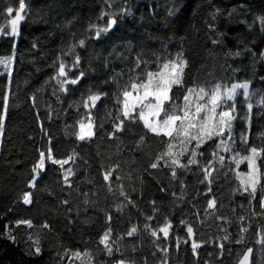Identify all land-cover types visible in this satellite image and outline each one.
<instances>
[{
    "label": "trees",
    "instance_id": "obj_1",
    "mask_svg": "<svg viewBox=\"0 0 264 264\" xmlns=\"http://www.w3.org/2000/svg\"><path fill=\"white\" fill-rule=\"evenodd\" d=\"M26 2L28 15L21 22L16 43L13 37L0 35V58H14L10 89L5 77L0 76V95H9L0 136V264H116L121 259L125 264H236L249 248L253 249L251 264H264V244L258 242L264 239L260 193L258 190L256 199L249 203L251 198L247 193L240 194L236 177V171L247 170L246 164L237 170L230 163L231 154L225 153L226 166L219 174L213 171L210 181L193 166L191 172L180 176L181 184L167 167H150L166 148L161 138L148 133L139 121L130 128L126 121L120 132L114 131L113 124L120 114L116 103L120 89L113 77L119 74V83L124 85L138 75L144 68H135L138 54L155 61L156 56L163 60L182 53L188 61L186 86L249 83L254 104L249 143L259 146L258 137L264 134V107H257L255 102L264 95V60L260 56L264 52V31L259 24V18L264 17V0ZM9 6L18 9V0H0V27L6 31ZM122 7L130 8L131 15H117V24L96 39L95 27L90 26H106V13L118 14ZM173 8L177 11L170 16ZM209 25H214L215 31ZM221 34L223 45L213 44ZM81 39H85V46L76 47L75 53L81 58L80 70L85 76L79 84L68 85L66 93L60 92L54 79L56 65L60 59L71 65L73 57L65 50ZM237 50L243 54L228 55ZM147 67L157 69L154 62ZM89 91L107 95L91 109L93 137L79 141L78 125L81 120L87 121L88 110L77 106ZM237 113L235 151L244 153L239 136L248 128L244 120L248 109L242 95L237 97ZM213 144L209 141L201 149L205 153L200 157L202 162L210 160ZM49 147L55 158L74 156V161L61 169L46 160L45 169L34 174L39 151ZM68 168L75 172L70 177L71 187L63 179ZM108 170H114L112 179L104 181ZM36 176L39 180L30 188ZM121 189L127 200L120 195ZM26 193H33L29 205L23 203ZM212 199L216 206L208 209ZM109 214L112 256L100 243L109 227ZM55 217L76 221L79 258H74L59 235L44 224H33L31 229L15 226L18 220ZM165 222L172 225L168 238L152 236L151 232ZM185 223L193 227L192 238L187 236ZM132 227L137 233L129 237L127 232ZM242 228L248 230L242 232ZM241 237L243 241L237 243ZM36 241L41 247L39 256L34 251ZM192 243L200 245L195 254Z\"/></svg>",
    "mask_w": 264,
    "mask_h": 264
},
{
    "label": "snow or ice",
    "instance_id": "obj_2",
    "mask_svg": "<svg viewBox=\"0 0 264 264\" xmlns=\"http://www.w3.org/2000/svg\"><path fill=\"white\" fill-rule=\"evenodd\" d=\"M30 2V0H29ZM29 3L26 0H18V9H14L12 6L7 7L6 12L10 19L8 24L10 31H6L0 27V35H7L13 38L19 36V29L21 22L25 21L28 15ZM177 11L173 8L169 15H174ZM109 19L106 21V26L95 27V38H101L102 34H107L114 25L117 24V15H131L130 8H123L117 13H106ZM215 18V14H213ZM259 24L261 30L264 31V17L259 18ZM209 27L215 31L214 25ZM213 44L223 45V34L220 38L213 39ZM242 43V41H241ZM15 46V45H14ZM85 39L79 40L78 45L74 44L70 48L65 50V54L72 56L71 65L67 64L63 59L58 61L56 65V75L54 77L56 85L60 92L66 93L68 91V85L75 86L80 83L84 78L85 72L80 70L81 58L75 53L76 47H84ZM247 51H251L246 46ZM243 53L239 50L235 52H229L228 55L239 57ZM155 55V54H154ZM255 55V53H253ZM261 59L264 60V52L260 54ZM13 56L0 58V66L3 71H0V76H4L7 84L6 87L10 89L12 83V77L14 74L13 69ZM154 62L157 65L155 71L148 70V64ZM141 65L144 68L141 72L129 78V81L121 85L119 83V74L113 77V81L116 82L117 87L120 89L119 95L116 97V103L119 105V116L114 118V131L120 132L125 127V122H130L128 127L130 128L132 123L137 121L142 122L143 128L151 133L155 137L161 138L160 143L165 144L166 148L159 153V156L155 158V162L150 164L152 169L167 167L170 170V175L174 180H178L179 183H183L180 176L184 173L191 172L193 166L199 168L204 180L210 181L212 179L213 171L219 174L220 169L226 166L225 153L231 154V161L235 168L238 170L241 164H246V171H236V177L239 179L242 192L240 194L247 193L252 200L256 199L257 192L260 193L259 207L264 209V134H261L258 139L260 140L259 146L249 143L250 127H251V111L253 109V93L249 91V83H232L231 85L214 84L208 88L204 85L193 84L192 86H186L185 81V69L188 66V61L185 59L182 53H177L173 57H165L163 60L159 56H156L155 61H149L145 59L143 54H138L136 57L135 68L140 69ZM73 70H76V74L72 75ZM179 89L174 92L173 89ZM57 95L56 91L53 92ZM107 93H93L89 91L87 98L82 99L77 107H83L88 110L87 123L85 120L79 122V132L76 135V139L79 141L91 140L94 135V124L91 120V109L95 108L97 102L102 99V96H106ZM243 96L244 101L248 109V113L245 114L244 120L247 122L248 128L245 132L239 136V141L244 145L246 152L241 153L235 151V145L237 137L234 134V121L237 119V97ZM35 99L34 97L32 98ZM57 99H60L57 96ZM9 95H0V136L4 133L5 120L7 117ZM257 107H264V95H261L258 101L255 102ZM35 107V105H33ZM70 107H72L70 105ZM51 119V117H49ZM118 121V122H117ZM41 130L47 134V130L41 125ZM166 138V139H165ZM209 141H213L211 158L208 161L202 162L200 157L204 156V151H201L203 146ZM51 138H49V144ZM143 139L141 140V144ZM186 157V159H185ZM75 157L70 156L67 159H58L54 157V152L51 147L47 151L40 150L38 155V163L35 164L32 171L34 174H38L45 169L46 160L50 161L52 165H58L61 169H64L65 165H68L70 161H74ZM177 169L181 172L178 173ZM231 170V169H229ZM114 170H108L103 175L104 181H110L112 179V172ZM74 169L68 168L63 172V179L65 183L71 187L70 177L74 175ZM37 180L32 179L29 183L30 188L36 186ZM112 190L111 188L109 189ZM211 191V188H209ZM33 193H26L23 196V203L29 205L32 203ZM120 195L127 200L125 192L121 189ZM68 203L67 200L64 201ZM85 203H89L85 200ZM216 206V200L212 199L208 202V209H213ZM158 211V210H157ZM111 215H106V220L109 221V227L103 234L100 243L104 246V251L108 256L113 255V244L110 243L111 237ZM151 220L152 217H147ZM243 220V217H241ZM25 225L31 229L33 223L31 220H18L16 221V227ZM44 228H49V225L45 223ZM10 225L6 224V228ZM186 233L188 237L194 235L192 226H188L185 223ZM172 228L170 223L165 222L164 226L159 228V232L163 234L167 239L169 231ZM147 229V226H146ZM247 228H242V232H246ZM137 233V228L132 227L127 232V236L132 237ZM152 236H157L156 231L151 232ZM227 238V237H225ZM243 237L236 242L241 243ZM186 242V241H185ZM264 244V239L258 241ZM191 247L195 254V250L200 247L197 243H192ZM223 248V245H220ZM117 250H119L117 248ZM35 254L39 256L41 254V247L39 242L36 241ZM252 249H248V253H251ZM85 256L88 253H84ZM74 258L81 256L80 252L73 253ZM82 264L86 262L82 261ZM116 264H125L123 259L116 262ZM239 264H249V255H243V258L239 261Z\"/></svg>",
    "mask_w": 264,
    "mask_h": 264
},
{
    "label": "rangeland",
    "instance_id": "obj_3",
    "mask_svg": "<svg viewBox=\"0 0 264 264\" xmlns=\"http://www.w3.org/2000/svg\"><path fill=\"white\" fill-rule=\"evenodd\" d=\"M14 18V14L12 17H9V20ZM8 20V22H9ZM7 31H10L9 24L6 26ZM15 43L17 37L14 38ZM0 70L3 71L2 66H0ZM8 111V110H7ZM87 123V121H85ZM79 132V125H78ZM39 176H36V180L38 181ZM35 189H33V192ZM34 225L45 224L49 225V228L52 229L55 233H57L62 240V242L66 245V247L72 252H80L81 247L75 243V237L79 232V227L76 221L72 217H55L51 219H37L32 222ZM162 227V226H161ZM160 228V227H159ZM159 228L155 230L157 232V236L164 237L162 233L159 232ZM192 238V237H189Z\"/></svg>",
    "mask_w": 264,
    "mask_h": 264
},
{
    "label": "water",
    "instance_id": "obj_4",
    "mask_svg": "<svg viewBox=\"0 0 264 264\" xmlns=\"http://www.w3.org/2000/svg\"><path fill=\"white\" fill-rule=\"evenodd\" d=\"M252 249V248H251ZM252 253H253V249L251 253H248V249L241 255V258L238 260V262L236 264H239V261L243 258V255L248 254L249 255V264H251V258H252Z\"/></svg>",
    "mask_w": 264,
    "mask_h": 264
}]
</instances>
